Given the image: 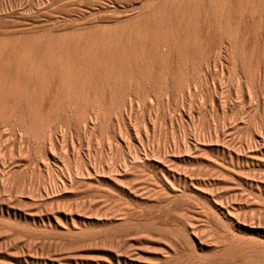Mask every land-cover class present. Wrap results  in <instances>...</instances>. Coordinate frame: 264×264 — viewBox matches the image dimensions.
<instances>
[{
    "label": "rangeland",
    "instance_id": "obj_1",
    "mask_svg": "<svg viewBox=\"0 0 264 264\" xmlns=\"http://www.w3.org/2000/svg\"><path fill=\"white\" fill-rule=\"evenodd\" d=\"M211 1L0 0V64L60 34L73 56L79 37L116 24L130 34L138 19L175 44L126 49L114 68L88 63L67 81L83 102L72 110L60 95L49 111L55 75L22 83L37 120L27 130L0 116V264H264V0ZM180 33L193 36L188 50ZM93 82L95 116L80 86ZM90 224L95 235L72 233Z\"/></svg>",
    "mask_w": 264,
    "mask_h": 264
},
{
    "label": "bare ground",
    "instance_id": "obj_2",
    "mask_svg": "<svg viewBox=\"0 0 264 264\" xmlns=\"http://www.w3.org/2000/svg\"><path fill=\"white\" fill-rule=\"evenodd\" d=\"M169 1V0H168ZM215 1V0H214ZM214 1H211V2H213V3H215ZM216 1H218V0H216ZM235 1H237V0H235ZM262 1V0H261ZM200 2H202V1H200ZM207 2V1H206ZM209 2H210V0H209ZM166 3V2H165ZM213 3H212V5H213ZM218 3V2H217ZM235 3H237V2H235ZM234 3V4H235ZM239 3H241V2H239ZM245 3V2H244ZM168 4V3H167ZM178 4V3H177ZM185 4V3H184ZM188 4V3H187ZM229 4V3H228ZM246 4V3H245ZM160 6H161V4H159ZM179 5V4H178ZM189 5V4H188ZM198 5V4H197ZM210 4H208V7H210L209 6ZM215 5V4H214ZM213 5V6H214ZM236 6L235 7H245L242 3H241V5L240 4H238V6H237V4H235ZM240 5V6H239ZM151 6V4H149V8L151 9V8H153L152 6ZM159 6V7H160ZM167 5H165V7H166ZM174 6H176V5H174ZM185 6V7H184ZM183 7H184V10H185V8L187 7L186 6V4L184 5ZM198 6H200V5H198ZM197 6V7H198ZM213 6H212V8H213ZM219 6V5H218ZM231 6H233V4H231ZM157 7V10H154V11H156V15H157V13H159L160 14V12H162L161 11V9L163 8V10L165 9L164 7H161V9H159V7L158 6H156ZM196 7V8H197ZM235 7H234V9L233 10H235ZM254 7H256V6H254ZM148 8V9H149ZM176 9H177V7H175ZM190 8V7H189ZM202 8H204V5L203 6H201V9ZM212 8H208L209 10L211 9V11H212ZM214 8H215V6H214ZM241 8V9H242ZM257 8V7H256ZM167 9V8H166ZM175 9V10H176ZM183 9V8H182ZM206 9V8H205ZM208 9H206V11L205 12H207V10ZM244 9V8H243ZM142 10V9H141ZM147 10V9H146ZM169 10V9H168ZM188 10V9H187ZM194 10V9H193ZM196 10V9H195ZM197 10H198V8H197ZM208 10V11H209ZM215 10V9H214ZM217 10V9H216ZM215 10V11H216ZM236 10H237V8H236ZM255 10V9H254ZM152 11V10H151ZM153 11V12H154ZM165 11H167V10H165ZM203 11V10H202ZM242 11V10H241ZM240 11V12H241ZM251 11V10H250ZM204 12V13H205ZM149 13V12H148ZM155 13V12H154ZM164 13H166V12H164ZM178 13H179V11H178ZM183 13H185V12H183ZM195 13V12H194ZM202 13V12H201ZM217 13V12H216ZM142 14V13H141ZM180 14V13H179ZM199 14V13H198ZM235 15V14H234ZM259 15V14H258ZM151 17V15H147V17ZM153 16V15H152ZM204 16V15H203ZM182 17V16H181ZM199 17V16H198ZM217 17L219 18V16L217 15ZM226 17V16H225ZM236 17V16H235ZM136 18V17H135ZM134 18V19H135ZM156 18V17H155ZM203 18V17H202ZM201 18V19H202ZM259 18H260V16H259ZM133 19V20H134ZM147 19V18H146ZM154 19V18H153ZM158 19H159V17H158ZM161 19V18H160ZM236 19V18H235ZM139 20V19H138ZM138 20H137V22H135V23H132V25H130V29L132 30H130L131 32H130V34H129V32H128V34H125L123 31H119V29H117L119 26H117V24H116V26H114V27H112V29L114 30V31H109V32H103V31H101V32H99V33H97V34H95L94 33V35H92V34H90V35H88L87 37H79L80 35H78V37H79V39H81V38H83L80 42H81V44L78 46V44H79V42H78V40H77V43L78 44H76L78 47H76V45L74 46V47H76V48H74V50L72 49V51H74L73 53L75 54V55H73V56H70L71 54H70V47L69 46H67L66 45V43H68L67 41H69V40H71L72 39V37L73 36H71V37H69L68 35V37L67 36H62V38H61V34H60V36H59V38H60V40H58L57 38H55V39H57L56 41H55V47H54V43H53V40H55V39H53L51 42H52V45H53V47H52V49H48V46H51L50 44H51V42L49 43V44H47L48 46L46 47V49H44V51H41V52H37V53H34L33 54V50L32 49H28V50H24L23 52H20V54H19V56L18 57H15L14 56V61L12 60H10L11 62H13V63H15V61H16V63L15 64H10V65H7L6 63L5 64H3V63H1L0 64V116H13V118L15 119V120H19V121H23L26 125V127H25V129H27L28 130V127H30V125H32V123H34L35 122V119H36V115L37 114H34V109L32 110V107H30L29 106V101H28V97H26V95H27V93L25 92L24 94H26L25 95V97H22L23 95H22V90H21V88L24 86L22 83L23 82H27L28 84H30V82H31V80L32 79H34V78H47V77H49L50 75L52 76H56V80H55V85H54V89H53V91H52V96H54L53 98H52V101L49 103V105H50V107H49V111H50V108L52 109V108H57V106H58V104L60 103V98H56L55 96H60V95H62L61 96V98H62V101H63V98L65 99L66 97H67V104H68V107H69V109H74V108H77V105L78 106H80V103H83V102H79L80 100L76 97V94H77V92H75L74 91V88H69L70 87V82L72 81L73 82V79H75V78H77L78 77V79H79V77L80 76H87V72H86V67H88L87 66V64L89 63H91V65L94 63V65L95 64H100V62H101V67H102V63H103V65L104 64H107L108 63V65L110 64V67H111V65L113 64V62L115 63V62H120V60L122 61V59L124 58H121V55L122 54H125V53H123L126 49H128L129 50V48H131V50L132 51H134V52H137L136 50L138 49H140V50H142V48H147V49H151V50H158V51H161V52H166V51H170V49L171 48H173V47H175V44L174 43H172V42H170V41H168L167 39L169 38V36H166L165 37V35H163V33H161L160 34V31L159 32H157L156 31V29H157V27H156V29L154 30L155 32H153L152 34H151V30L150 31H148L147 29H148V27H147V29H145V27H146V25L148 24V25H150L149 23H148V20L150 21V18H148V20H145V19H140L141 21H139L138 22ZM151 20H152V17H151ZM154 20H156V19H154ZM183 20H186L185 18H183ZM200 20V19H199ZM207 20V19H206ZM219 20V19H218ZM237 20V19H236ZM247 20V19H246ZM171 21V20H170ZM189 21V20H188ZM187 20H186V22H188ZM258 21V20H257ZM95 22V21H94ZM181 22V21H180ZM179 22V23H180ZM185 22V23H186ZM203 22V21H202ZM224 22V21H223ZM150 23H151V21H150ZM155 23V22H154ZM165 23V22H164ZM167 23V22H166ZM182 23V22H181ZM180 23V24H181ZM184 23V22H183ZM235 23V22H234ZM254 23H256V22H254ZM160 24V23H159ZM177 24V23H176ZM179 24V25H180ZM189 24V23H188ZM188 24H185V26L186 25H188ZM220 24H221V22H220ZM223 24V23H222ZM224 24H226V23H224ZM223 24V25H224ZM257 24H258V22L254 25V26H256L257 27ZM108 25V24H107ZM165 25V24H164ZM184 25V24H183ZM199 25V24H198ZM206 25V24H205ZM158 26V25H157ZM169 26V25H168ZM184 26V27H185ZM216 26V25H215ZM222 26V25H221ZM249 26V25H248ZM155 27V26H154ZM171 28H172V26H170ZM177 27V26H176ZM180 27V26H179ZM196 27V26H195ZM207 27V26H206ZM224 26H222V28H223ZM119 28H121V26L119 27ZM182 29H183V27H181ZM181 28H179L180 30H181ZM219 28H220V26H219ZM245 28V27H244ZM243 28V29H244ZM1 29V28H0ZM122 29V28H121ZM120 29V30H121ZM161 29V31H163L164 30V27H161L160 28ZM166 29H168L167 27H166ZM188 29H189V27H188ZM187 29V30H188ZM225 29H226V27H225ZM224 29V30H225ZM247 29H248V27H247ZM90 30V29H89ZM101 30V29H100ZM102 30H104V29H102ZM106 30V29H105ZM104 30V31H105ZM146 30H147V32H146ZM152 30H153V28H152ZM171 30H173V29H171ZM126 31V30H125ZM166 31V30H165ZM189 31V30H188ZM187 31V32H188ZM213 31H215V30H213ZM221 31H223V30H221ZM253 31V30H252ZM264 31V30H263ZM150 32V34H148ZM176 32V31H175ZM241 32V31H240ZM191 33V32H190ZM190 33H180V35H181V39H180V42H179V44H177L176 46L178 47V45L180 46V48H182L183 47V50H186L185 48H187V47H189L190 46V42H189V37H191L192 35L190 34ZM235 33V32H234ZM169 34H171V33H169ZM188 34H190V35H188ZM218 34V33H217ZM243 34V33H242ZM194 35V34H193ZM212 35V34H211ZM241 35V34H240ZM177 36V35H176ZM225 36V35H224ZM1 37V36H0ZM58 37V36H57ZM75 37H77V36H75ZM193 37V36H192ZM212 37V36H211ZM239 37H243V36H239ZM25 38V37H24ZM68 38V40L66 41V39ZM70 38V39H69ZM244 38V37H243ZM75 39H77V38H74V43H76L75 42ZM178 39V38H177ZM193 39V38H192ZM205 39V38H204ZM206 39H207V37H206ZM206 39H205V41H206ZM218 39V38H217ZM217 39H215V40H217ZM26 40V39H25ZM28 40V39H27ZM27 40H26V43H28L27 42ZM32 40V39H31ZM209 40V39H208ZM225 40V39H224ZM245 40V39H244ZM49 41V40H48ZM214 41V40H213ZM241 41V40H240ZM33 42V41H32ZM32 42H29V44H30V46H31V44H32ZM177 42H178V40H177ZM193 42V41H192ZM191 42V43H192ZM251 42V41H250ZM72 42L70 41V44H71ZM2 44H5V41H4V39L3 38H0V48H1V46H2ZM34 44V43H33ZM32 44V45H33ZM73 44V43H72ZM72 44L70 45V46H72ZM193 44V43H192ZM74 45V44H73ZM189 45V46H188ZM194 45V44H193ZM4 46V45H3ZM66 46V47H65ZM197 46V45H196ZM68 47H69V49H68ZM30 48H33V46L32 47H30ZM50 48V47H49ZM55 48V49H54ZM72 48V47H71ZM179 48V47H178ZM191 49H192V47H190ZM190 48H189V51H190ZM36 49V48H35ZM175 50H177V48L175 49ZM187 50H188V48H187ZM209 51V50H208ZM196 52V51H195ZM194 52V53H195ZM138 53V52H137ZM140 53V52H139ZM133 54V53H132ZM183 54V53H182ZM190 54V53H189ZM126 55V54H125ZM129 55H131V51H130V53H129ZM198 55V54H197ZM208 55V54H207ZM17 56V55H16ZM126 58L128 57V56H125ZM130 57V56H129ZM138 57V56H137ZM208 57V56H207ZM133 58V57H132ZM134 58H135V56H134ZM176 58V57H175ZM23 59H27V61H28V63L27 64H23V65H21V62H19V61H21V60H23ZM161 59H163V58H161ZM185 59H187V58H185ZM132 63H134V62H132ZM158 63V62H157ZM88 64V65H89ZM123 64V63H122ZM145 64V63H144ZM172 64V63H171ZM183 64V63H182ZM186 64V63H185ZM85 65H86V67H85ZM108 65H106V66H108ZM129 65H130V63H129ZM173 65V64H172ZM175 65H176V63H175ZM174 65V66H175ZM177 65H179V64H177ZM177 65L175 66L176 68V70H177V72L179 71L178 69H177ZM96 66V65H95ZM117 66V65H116ZM136 66L138 67L139 65H137L136 64ZM150 66V65H149ZM159 66V65H158ZM158 66H157V68H158ZM161 66H163V65H161ZM168 66V65H167ZM171 66V65H170ZM92 67V66H91ZM94 67V66H93ZM100 67V66H99ZM112 67H113V65H112ZM118 67V66H117ZM123 67H124V65H123ZM131 67V66H130ZM129 67V68H130ZM134 67V66H133ZM179 67V66H178ZM205 67V66H204ZM89 68V67H88ZM114 68V67H113ZM120 68H121V66H120ZM124 68H126V67H124ZM146 68V67H145ZM156 68V67H155ZM157 68H156V70H157ZM173 68V67H172ZM171 68V69H172ZM90 69V68H89ZM94 69V68H93ZM109 69V68H108ZM116 69H118V68H116ZM122 69V68H121ZM153 69V68H152ZM162 68H159L158 69V71H160ZM175 69H174V71H175ZM194 69V68H193ZM88 70V69H87ZM97 70V69H96ZM138 70V69H137ZM169 70V69H168ZM173 70V69H172ZM91 71V70H90ZM98 71H99V69H98ZM106 71V70H105ZM126 71H128V70H126ZM125 71V72H126ZM130 71V70H129ZM132 71V70H131ZM155 71V70H154ZM110 72V71H109ZM117 72V71H116ZM115 72V73H116ZM119 72V71H118ZM137 72V71H136ZM138 72H139V70H138ZM153 72V71H152ZM87 73V74H86ZM103 73V72H102ZM111 73V72H110ZM122 74L124 73V72H121ZM153 73H155L156 74V71L155 72H153ZM152 73V74H153ZM161 73H163V72H161ZM160 73V74H161ZM175 73V72H174ZM179 73V72H178ZM85 74V75H84ZM105 74H106V72H105ZM129 74V73H128ZM130 74H132V73H130ZM152 74H150V75H152ZM159 74V73H158ZM181 74V73H180ZM133 75V74H132ZM154 75V74H153ZM157 75V74H156ZM161 75H163V74H161ZM161 75L159 76V78L161 77ZM165 75V74H164ZM172 75V74H171ZM117 76H118V74H117ZM127 76V75H126ZM158 76V75H157ZM157 76H152L151 78H156L157 79ZM180 76V75H179ZM91 77V76H90ZM96 77V76H95ZM109 77V76H108ZM115 77V76H114ZM120 77V76H119ZM124 77V76H123ZM134 77V76H133ZM164 77V76H163ZM104 78H105V76H104ZM110 78V77H109ZM112 78H113V75H112ZM127 78H128V76H127ZM130 78V77H129ZM144 78V77H143ZM150 78V79H151ZM31 79V80H30ZM93 79V78H92ZM107 79V78H106ZM113 79H116V78H113ZM119 79V78H118ZM131 79V78H130ZM27 80H29V81H27ZM71 80V81H70ZM76 80V79H75ZM83 80H85L84 78H83ZM87 80V79H86ZM90 80V79H89ZM145 80V79H144ZM149 80V79H148ZM152 80V79H151ZM36 80H34V81H32L33 82V84H34V82H35ZM67 81H70L69 82V84H68V82ZM100 81V80H99ZM143 81V80H142ZM37 82V81H36ZM35 82V83H36ZM65 82H67V84L65 83ZM71 82V84L72 85H74V83H72ZM92 82V81H91ZM96 82V81H95ZM117 82H118V80H117ZM117 82H113V83H115V85H116V83ZM129 82V81H128ZM128 82L126 83V84H128ZM149 82V81H148ZM152 82H154V81H152ZM79 83V82H78ZM90 83V82H89ZM111 83V82H110ZM119 83V82H118ZM145 83V82H144ZM155 83V82H154ZM26 84V83H25ZM33 84H30V85H33ZM76 84V83H75ZM99 83L97 82V83H94L93 82V86L90 88L89 87V85H87V87L85 86V84L84 83H81L80 84V86L81 85H84L83 87H84V89L83 90H81V93L83 92V93H85V94H88V97L90 96L89 94H91V95H93L94 96V94H101V92H102V89L100 88V86L101 85H98ZM106 84V83H105ZM132 84H134L135 85V83L133 82ZM23 85V86H22ZM35 85V84H34ZM37 85V84H36ZM69 85V86H68ZM92 84H90V86H91ZM112 85V84H111ZM113 86V85H112ZM118 86V85H117ZM124 86H125V84H124ZM150 86V85H149ZM130 87V86H129ZM32 88H33V86H32ZM97 88H99V90H100V92L98 91L97 92ZM107 88V87H106ZM120 87H118L117 88V90L119 89ZM80 89H82V87L80 88ZM80 89H79V91H80ZM116 89V88H115ZM140 89H142V88H140ZM36 90V89H35ZM35 90H33V91H35ZM116 90V91H117ZM115 91V90H114ZM124 91V90H123ZM119 92V91H118ZM33 93V92H32ZM29 95H30V92L28 93ZM108 94V93H107ZM22 95V96H21ZM63 95H67L66 97H63ZM112 96V95H111ZM110 96V97H111ZM90 98V97H89ZM96 97L94 96V97H92L91 96V98L89 99L90 100V102H91V104H90V102H87V103H89L90 105H92L91 106V109H90V111H91V115L92 116H95V114H96V112H97V110H98V104H99V100H98V98H96ZM104 98V97H103ZM22 99H24V104H25V106L23 107V108H20V110H18L17 108H15V104H19L21 101H22ZM47 99H49V98H47ZM83 99V98H82ZM65 100V101H66ZM34 101V100H33ZM49 101V100H48ZM61 101V102H62ZM65 101H64V104L66 105V103H65ZM82 101H84V100H82ZM35 102V101H34ZM85 102V101H84ZM85 102V103H86ZM106 102V101H105ZM46 103H48L47 102V100H46ZM22 104V103H21ZM48 105V106H49ZM88 105V104H87ZM90 105L88 106L89 108H90ZM46 106V105H45ZM47 106V107H48ZM40 108H44V107H40ZM53 109V111L54 110H56V109ZM67 108V107H66ZM38 109H39V107H38ZM37 109V110H38ZM47 108H45L43 111H45ZM89 110V109H88ZM39 111H40V109H39ZM42 111V112H43ZM48 111V112H49ZM74 111V110H73ZM51 112V111H50ZM55 112V111H54ZM53 112V113H54ZM7 118V117H6ZM8 119V118H7ZM37 120V119H36ZM93 120V119H92ZM34 121V122H33ZM18 123H20V122H18ZM23 124V123H22ZM24 125V124H23ZM30 129V128H29ZM155 186H157V185H155ZM158 189L160 190L161 188H159L158 187ZM162 191V190H161ZM160 191V192H161ZM156 194H157V192H156ZM158 194H161V193H159L158 192ZM153 196L155 197V194H153ZM156 197H157V195H156ZM158 198V197H157ZM160 200V199H159ZM107 210V209H106ZM109 210V209H108ZM108 210H107V212H108ZM112 211V210H111ZM103 213V212H102ZM105 214V213H104ZM112 214V213H111ZM113 214H115V213H113ZM108 215H110L109 213H108ZM156 214H154V216H155ZM159 215V214H158ZM161 215V214H160ZM100 216V215H99ZM110 216H112V215H110ZM117 216V215H116ZM126 216H127V213H126ZM106 217V216H105ZM113 218L115 217V216H112ZM139 217V216H138ZM143 217V216H142ZM144 217H146V216H144ZM111 218V217H110ZM105 219L102 223L103 224H107V226H109L110 227V223H111V219ZM119 218V217H118ZM164 218V217H163ZM121 219V218H120ZM137 219V218H136ZM142 219V218H141ZM85 220V219H84ZM118 220V219H117ZM116 220V221H117ZM151 220H152V218H151ZM159 220V219H158ZM161 220H163V219H161ZM124 220H122V222H123ZM155 221V220H154ZM153 221V222H154ZM164 221V220H163ZM60 222V218L58 217V218H56V219H54V224L55 225H57L58 223ZM115 222V221H114ZM125 223L127 222V219L124 221ZM143 222H145V221H143ZM147 222V221H146ZM152 222V223H153ZM94 223V222H93ZM86 224V223H85ZM112 224V223H111ZM147 224V223H146ZM83 225V224H82ZM91 225V224H90ZM96 225V224H95ZM113 225H114V223H113ZM97 226V225H96ZM123 226V225H122ZM125 226V225H124ZM123 226V227H124ZM93 227V228H92ZM95 226H94V224H92L91 226H89V227H86V225H85V228H79V229H77V231H74V232H72V233H74V235L76 236V237H85V236H87L88 235V237L89 236H91V235H89V234H91V233H95V231H97V229L96 228H94ZM103 227H104V225H103ZM108 227V228H109ZM100 228H101V226H100ZM122 228V227H121ZM114 229V228H113ZM118 229V228H117ZM103 230V229H102ZM106 230V229H105ZM112 230V229H111ZM115 231H117L116 229H115ZM104 232V231H103ZM102 232V233H103ZM117 233V232H116ZM92 234V235H93ZM115 234V232H108V233H106V236H108V237H106V239L107 238H111V239H113L114 237L113 236H115L114 235ZM95 235V234H94ZM199 236V235H198ZM116 239H117V237H115ZM172 238V237H171ZM116 239L114 240V242L116 241ZM101 240H102V238H101ZM104 240H105V238H104ZM202 240V239H201ZM201 240H200V242H201ZM110 241V240H109ZM103 243V242H102ZM116 244V243H115ZM106 246H107V243L105 244ZM110 245V244H109ZM111 245H113V243L111 244ZM72 246V245H71ZM115 247L117 246V244L116 245H114ZM119 246V245H118ZM236 246V245H235ZM248 246V245H247ZM246 246V247H247ZM114 247V248H115ZM252 247V246H251ZM113 248V247H112ZM117 248V247H116ZM248 248V247H247ZM110 249V248H109ZM112 251V250H111ZM236 251V250H235ZM229 251H227V253H228ZM238 252V251H237ZM251 252V251H250ZM253 252V251H252ZM159 253H161V252H159ZM213 253V252H212ZM211 254V253H210ZM215 254V253H214ZM223 254V253H222ZM225 254V253H224ZM244 255V254H243ZM168 257V256H167ZM171 257V256H170ZM258 257V256H257ZM114 258V257H113ZM175 258V257H174ZM173 258V260H175ZM171 261V260H170ZM170 261L168 262V263H170ZM172 262H174V261H172ZM171 262V264H174V263H172ZM176 262H177V260H176ZM176 262H175V264H176ZM165 264V263H164ZM178 264H179V262H178Z\"/></svg>",
    "mask_w": 264,
    "mask_h": 264
}]
</instances>
